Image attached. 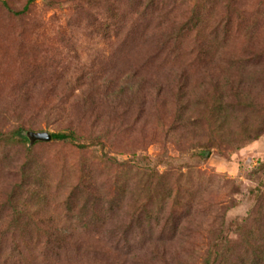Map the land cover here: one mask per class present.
Here are the masks:
<instances>
[{
  "label": "rangeland",
  "instance_id": "rangeland-1",
  "mask_svg": "<svg viewBox=\"0 0 264 264\" xmlns=\"http://www.w3.org/2000/svg\"><path fill=\"white\" fill-rule=\"evenodd\" d=\"M0 134V264H264V0H0Z\"/></svg>",
  "mask_w": 264,
  "mask_h": 264
},
{
  "label": "trees",
  "instance_id": "trees-1",
  "mask_svg": "<svg viewBox=\"0 0 264 264\" xmlns=\"http://www.w3.org/2000/svg\"><path fill=\"white\" fill-rule=\"evenodd\" d=\"M24 133V132H23ZM26 138V139H25ZM24 139L27 141V137H25ZM52 138H57V139H61V140H65V139H68V140H75V135L73 132H70V133H55V134H52ZM0 139L1 140H4L3 136L1 137V134H0ZM6 140L8 141H21L23 140L22 138H18V135L16 134V132H13L12 134H10Z\"/></svg>",
  "mask_w": 264,
  "mask_h": 264
},
{
  "label": "water",
  "instance_id": "water-1",
  "mask_svg": "<svg viewBox=\"0 0 264 264\" xmlns=\"http://www.w3.org/2000/svg\"><path fill=\"white\" fill-rule=\"evenodd\" d=\"M29 143L35 141H49L51 139L50 133L46 131H28L25 133Z\"/></svg>",
  "mask_w": 264,
  "mask_h": 264
}]
</instances>
